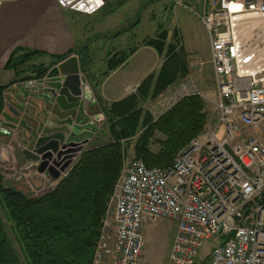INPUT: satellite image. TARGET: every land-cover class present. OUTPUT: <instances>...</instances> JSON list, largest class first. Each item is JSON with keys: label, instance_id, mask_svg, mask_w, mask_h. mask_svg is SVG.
Segmentation results:
<instances>
[{"label": "built area", "instance_id": "built-area-1", "mask_svg": "<svg viewBox=\"0 0 264 264\" xmlns=\"http://www.w3.org/2000/svg\"><path fill=\"white\" fill-rule=\"evenodd\" d=\"M56 1L62 10L87 16L103 4ZM183 8L207 34L216 123L166 168H147L139 159L123 167L91 264H140L143 225L159 220L176 224L166 264H264V0H206L201 10ZM247 15L261 21L260 39L250 43L243 28ZM192 61L190 67L201 69L202 61ZM189 97L203 96L187 76L160 94L154 106L162 113ZM205 241L217 245L206 262L197 263Z\"/></svg>", "mask_w": 264, "mask_h": 264}, {"label": "trees", "instance_id": "trees-1", "mask_svg": "<svg viewBox=\"0 0 264 264\" xmlns=\"http://www.w3.org/2000/svg\"><path fill=\"white\" fill-rule=\"evenodd\" d=\"M165 41V33L143 41L144 46L159 55L166 51L160 69L145 77L135 93L110 104L102 102L109 141L84 150L52 190L28 196L24 191L3 185L0 176V203L24 264H91L99 230L122 171L124 146L136 139L133 148L136 159L142 160L147 168H166L180 150L204 131L207 114L201 98H185L156 120L143 109L144 103L155 100L187 75L181 46L170 44L166 49ZM134 51L115 53L105 61L103 72L91 75L90 81L86 77L96 102H101L99 87L103 79L123 65ZM40 55L43 54L16 49L5 69L14 70L19 76L25 70L22 68ZM67 56L54 58L52 65ZM32 67L34 76L23 81L42 78L50 66ZM4 89L0 86V116ZM153 144L157 145L156 151L151 150ZM0 264H21L1 216Z\"/></svg>", "mask_w": 264, "mask_h": 264}, {"label": "crops", "instance_id": "crops-1", "mask_svg": "<svg viewBox=\"0 0 264 264\" xmlns=\"http://www.w3.org/2000/svg\"><path fill=\"white\" fill-rule=\"evenodd\" d=\"M3 1L4 2L0 9V86L5 88L3 93L4 108L2 113H5L9 118L18 119V124L14 133H11V135H0V142L5 143L6 145L10 142L11 145L13 144L14 147L10 149V154L13 158V162L17 164L19 170H21L25 165L22 151L29 150L36 152L37 150H40L43 155L47 153L51 155L50 159H45L43 161L46 164L45 169L42 172L45 177L48 176L49 178H54L56 175H64L62 174V168L69 160H72L73 155H76L77 157L83 147H97L109 141L105 120L101 117L103 116L101 111L102 102L103 104H110L129 96L131 93L127 91L128 89L137 88L145 77L160 69L164 61L166 51L159 55L153 48L140 45V47L129 56L123 65L110 72L109 75L103 79L99 87L101 102H96L92 106L91 103H89V106L84 109V113L78 115L79 117L74 119L73 126L70 129L69 134L65 136L64 142L60 144L59 149L56 152H52L50 150L43 151L47 142L42 143L40 141L42 139V130L46 122L45 112H49L50 107L47 108L46 103L41 97L42 94H33L31 92L27 97H19V91H17L18 86L30 82L23 81V79L30 76L33 77L34 75L21 73L17 76L14 70L5 69V65L16 49L40 52L43 55L36 56L33 59H44L48 61V63H52V60L57 57L68 55L66 57L68 58L73 55L77 57L80 74L83 75L86 80V75H93L91 74L92 64L89 63L87 68L82 67L79 55L81 50L78 49V42L84 40H80V36H77V31H79L80 28H72L68 18L73 15L74 17L81 19H89L98 16L101 10L95 15L87 16L62 10L58 6L56 0ZM208 2L209 0H207V4ZM167 3L171 5L173 9H175V4H180L186 8L201 10L206 4V0H168ZM195 21L196 22L194 23H196V25L192 24L194 28H191L193 32L191 50L186 49L181 33L178 30V27L176 28L177 35H180H178V37H180L181 49L184 55L190 54L191 59L192 57L198 58L196 53L197 51L193 50L200 48V45V50H202L203 45L207 44V50L209 51L207 34L196 17ZM94 26L95 24L92 26V31H96V34L99 35L97 28H94ZM83 31L84 30H82V32ZM119 39H121L120 35H118L117 38L115 37L114 41L117 42ZM170 44L172 43H168V45L165 44L166 49ZM125 46V44L119 46L118 42L111 50L105 52L106 55L104 58L107 60L115 53L125 51ZM82 48L83 54L88 55L98 52L101 49L95 41H89L86 46L83 45ZM141 51H145V53L140 56L141 60H144V57L150 58L154 56L155 63L152 65L148 62L135 63V66L132 67L131 70L126 71L125 68L129 65V63L133 62L134 59H136V62L138 61L135 57ZM204 64H209V60L207 63L204 62ZM154 67L156 68L155 70ZM24 68L25 67L22 69ZM84 69L87 71H84ZM208 70L211 72V77H213L211 67ZM195 73L198 74L196 71ZM129 75L131 76V79L128 80L127 77ZM187 76L191 77V73L188 68L186 77ZM196 79L198 86L205 89L206 86L204 85V82H202L199 77H196ZM88 80L90 81V78ZM31 81L35 82L36 80ZM86 82L88 84L87 80ZM127 83L132 85H127ZM93 98L95 99L94 96ZM154 101L155 100L152 101V109L155 107ZM148 102L144 104H147ZM30 108L31 111L29 110ZM22 109H24L25 112L22 111ZM27 112L29 117L26 119ZM155 113L156 111H154V114ZM102 126H104L106 130L100 133L99 129ZM37 170L38 169L36 167L32 168L28 172H25V175H28L29 177L33 176L35 178L36 176L34 175ZM108 264H111V260H109Z\"/></svg>", "mask_w": 264, "mask_h": 264}, {"label": "rangeland", "instance_id": "rangeland-1", "mask_svg": "<svg viewBox=\"0 0 264 264\" xmlns=\"http://www.w3.org/2000/svg\"><path fill=\"white\" fill-rule=\"evenodd\" d=\"M167 1L168 0H103L101 11L96 17H92L89 19H81L71 15L68 18L70 26L72 28H80V30L77 31V36H80V40L85 41L78 42V49L81 50L79 55L81 58L82 67L87 68V65L91 63V74L97 76L105 69V52L111 50L112 47H114L118 42L119 46L125 44V51L130 52L131 50H136L137 48H139L140 45H143L144 40L149 38H158L159 35L162 33H165L166 35V45H168V43H172L178 48H180L181 41L180 37H178L179 34L177 35V27L181 33L186 49L191 50V42L193 38V32L191 28H194L192 24L196 25V23H194L196 22L195 16L192 13L188 12L186 9H184L180 4H175V9H173L172 6L167 3ZM93 24H95L94 28H97L99 35L96 34V31H92ZM243 28L245 29L246 42L250 43L252 40L254 41L256 39H260L261 21L256 16L247 15L243 20ZM82 30L84 31L82 32ZM120 32L122 33L121 39L117 40V42L114 41V38ZM89 41H95V43L99 47H101V49L93 54H83L82 46H86ZM257 42L260 43L259 40H257ZM200 48L193 51H197L196 53L198 59L203 62L201 69L190 67L194 64L190 54H185V61L187 68L191 73V78L196 82V84V77H199L206 86L205 89L202 87L200 88L198 86L202 92L203 97L201 98V100H203L205 104V112L207 114V124L204 131L202 132L205 133L207 131H210L214 127L216 123L217 112L215 106L213 77H211V72L208 70L210 68V65L204 64V62L207 63V61L209 60V51L207 50V44L203 45L202 50H200ZM144 53L145 51H141L140 53H138L135 57L138 61L136 62V59H134L133 62L129 63L125 70H131V68L135 66V63L148 62L151 65L155 63L154 56L150 58L144 57V60H141L140 56H142V54ZM40 64L44 65L47 68L50 66L49 69L56 65H52V63H48V61L44 59L36 58L32 59V61L25 66L24 71L26 72L23 71L22 73L31 74V70L33 68L32 66L36 67ZM155 69L156 68L154 67V70ZM84 71L87 70L84 69ZM195 71L198 72V74L195 73ZM86 77L89 78L91 76L86 75ZM127 79H131V76L129 75ZM127 85L132 84L127 83ZM152 107L153 102L149 101L147 104H144L143 109L146 112H149L154 118V120L169 111L168 110L159 113L156 111L155 107L154 109H152ZM29 110L31 111V108ZM22 111L25 112L24 109H22ZM154 111H156L155 114ZM28 117L29 114L27 112L26 119ZM105 130V127L102 126L99 129V132L102 133ZM157 138H159L158 135ZM135 141L136 139H133L129 142L128 146H124L125 160L123 163V167L128 164L131 160L136 159L134 157L133 152ZM2 144L6 148L8 147L9 151H11L10 149L14 147L13 144L11 145V142L7 144L8 146L5 143L0 142V145ZM88 148H90V146L83 147L82 149L80 148L81 150L78 156ZM157 149L158 148L156 144H153L151 146V150L156 151ZM78 156L72 161L70 165H68V167L62 173L65 174L71 168V166L77 160ZM25 174V172H21V170H19L17 164H15L14 162H12V166L10 167H7L0 162V176L2 178L3 185L14 187L16 190H20L22 192L24 191L25 194H27L28 196L43 195L52 190L58 182L54 181L55 178H49L48 176L45 177V175L39 172L38 170L35 172L34 175L36 176V179L33 176L29 177ZM37 178H39L40 180ZM0 216L2 218L6 233L9 236L12 245L14 246L16 254L20 259L21 264H24L22 257L14 244L13 236L10 232V224L7 220L1 203ZM175 229L176 224L168 220H159L155 223L149 224L145 223L142 228V233L144 237V251L143 258L140 264H166L175 235ZM215 245H217V243L215 242H203L198 253L197 263L206 262L211 250L215 247ZM108 263L109 260H107L105 264Z\"/></svg>", "mask_w": 264, "mask_h": 264}, {"label": "water", "instance_id": "water-1", "mask_svg": "<svg viewBox=\"0 0 264 264\" xmlns=\"http://www.w3.org/2000/svg\"><path fill=\"white\" fill-rule=\"evenodd\" d=\"M19 97H27L31 92L33 94H42V99L46 103L49 112H45L46 122L42 130V139L40 142H47L43 151L50 150L56 152L60 144L64 142L65 136L69 134L73 126L74 119L84 113V109L96 103L90 86L85 77L80 74V67L76 56H69L59 62L46 73V75L37 79L35 82H27L19 85L17 88ZM20 115V114H18ZM103 117V116H101ZM18 119H12L1 114L0 135H11L16 129ZM25 165L21 172H28L32 168H37L39 172L45 169V159H50V154H41L40 150L36 152L22 151ZM76 155H73L75 158ZM68 161L62 168V172L72 163ZM0 162L10 167L12 166V156L9 150L0 145ZM59 175L54 178L58 179Z\"/></svg>", "mask_w": 264, "mask_h": 264}, {"label": "bare ground", "instance_id": "bare-ground-1", "mask_svg": "<svg viewBox=\"0 0 264 264\" xmlns=\"http://www.w3.org/2000/svg\"><path fill=\"white\" fill-rule=\"evenodd\" d=\"M239 8V6H233L234 10H237ZM238 13H241V11H238ZM245 16H243L242 18H244Z\"/></svg>", "mask_w": 264, "mask_h": 264}]
</instances>
